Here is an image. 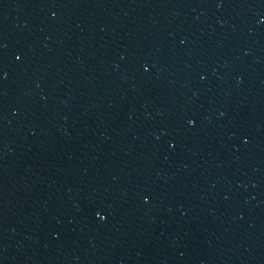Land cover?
Returning <instances> with one entry per match:
<instances>
[{
	"label": "water",
	"instance_id": "obj_1",
	"mask_svg": "<svg viewBox=\"0 0 264 264\" xmlns=\"http://www.w3.org/2000/svg\"><path fill=\"white\" fill-rule=\"evenodd\" d=\"M0 264H264V0H0Z\"/></svg>",
	"mask_w": 264,
	"mask_h": 264
}]
</instances>
